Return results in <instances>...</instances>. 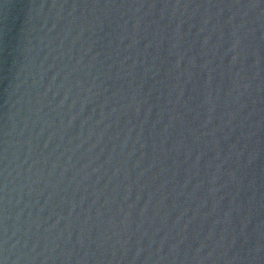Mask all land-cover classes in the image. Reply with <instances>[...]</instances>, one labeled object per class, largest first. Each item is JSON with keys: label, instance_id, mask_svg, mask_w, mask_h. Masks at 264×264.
Here are the masks:
<instances>
[{"label": "water", "instance_id": "water-1", "mask_svg": "<svg viewBox=\"0 0 264 264\" xmlns=\"http://www.w3.org/2000/svg\"><path fill=\"white\" fill-rule=\"evenodd\" d=\"M3 264H264V0H0Z\"/></svg>", "mask_w": 264, "mask_h": 264}, {"label": "snow or ice", "instance_id": "snow-or-ice-1", "mask_svg": "<svg viewBox=\"0 0 264 264\" xmlns=\"http://www.w3.org/2000/svg\"><path fill=\"white\" fill-rule=\"evenodd\" d=\"M0 264H3V262H2V261H0Z\"/></svg>", "mask_w": 264, "mask_h": 264}]
</instances>
